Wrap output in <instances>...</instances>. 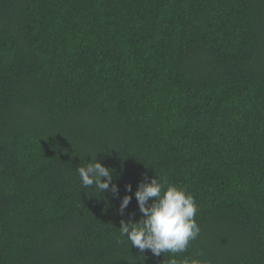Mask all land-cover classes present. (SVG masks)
<instances>
[{"label": "trees", "instance_id": "trees-1", "mask_svg": "<svg viewBox=\"0 0 264 264\" xmlns=\"http://www.w3.org/2000/svg\"><path fill=\"white\" fill-rule=\"evenodd\" d=\"M142 174L198 206L177 260L264 264V0H0V264H168L120 236Z\"/></svg>", "mask_w": 264, "mask_h": 264}, {"label": "clouds", "instance_id": "clouds-1", "mask_svg": "<svg viewBox=\"0 0 264 264\" xmlns=\"http://www.w3.org/2000/svg\"><path fill=\"white\" fill-rule=\"evenodd\" d=\"M91 157V162H86L76 169L81 187L95 189L98 193L111 190L117 194L118 188L112 183L113 170L98 162L96 155ZM125 188L128 192L132 191L130 184ZM134 197L142 218L127 223L122 220L120 236L125 237L132 246L141 251L147 249L156 256L162 253L173 254L168 264H202L197 258H175V254L186 252L189 242L200 234V228L195 221L198 206L191 194L183 187L169 183L165 177L143 176ZM131 199L129 195L121 198V214Z\"/></svg>", "mask_w": 264, "mask_h": 264}]
</instances>
